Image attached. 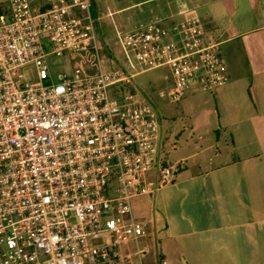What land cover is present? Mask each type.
<instances>
[{
    "label": "built area",
    "instance_id": "1",
    "mask_svg": "<svg viewBox=\"0 0 264 264\" xmlns=\"http://www.w3.org/2000/svg\"><path fill=\"white\" fill-rule=\"evenodd\" d=\"M89 0H7L0 7V264H129L147 225L132 200L173 174L156 159L161 124L138 91L120 86L167 68L169 103L196 84L228 81L219 43L195 18L115 31L105 54ZM90 53L95 71L54 61ZM108 62V67L104 65ZM32 80L26 81V75ZM132 244L134 251L123 249Z\"/></svg>",
    "mask_w": 264,
    "mask_h": 264
},
{
    "label": "crops",
    "instance_id": "2",
    "mask_svg": "<svg viewBox=\"0 0 264 264\" xmlns=\"http://www.w3.org/2000/svg\"><path fill=\"white\" fill-rule=\"evenodd\" d=\"M6 3L0 0V7ZM93 5L101 21L100 9L116 18L140 7L120 18L123 25L143 14L164 23L195 18L218 41L227 69L228 81L213 91L196 96L187 92L191 84L183 92L178 102L190 151L178 162V174L151 182L147 194L132 200L134 218L147 225L141 255L153 246L157 264H264V0ZM159 120L162 143L167 124Z\"/></svg>",
    "mask_w": 264,
    "mask_h": 264
},
{
    "label": "rangeland",
    "instance_id": "3",
    "mask_svg": "<svg viewBox=\"0 0 264 264\" xmlns=\"http://www.w3.org/2000/svg\"><path fill=\"white\" fill-rule=\"evenodd\" d=\"M106 3L110 4L112 7L121 6L125 2H133L137 0H105ZM150 5V4H149ZM142 8H146L145 6ZM140 10V7L136 9L129 10L125 13L111 16H106L103 13V10L100 9V14L102 15V21L101 17L96 14L93 15L94 18L100 17V25L103 28L104 37L106 40V44L110 51L113 54H118V49L116 48V41H115V31L118 30L120 32L126 31L128 29H131L132 27L142 24L147 21H153V18L149 16L148 14L139 15V18L136 20L131 21V25H123L120 18L130 17V13ZM126 15V16H125ZM148 19V20H147ZM116 25H115V24ZM54 61H56L61 69H68V63H70V67L72 69H79L85 73H92L95 71V63L92 55L90 53H84V54H75L70 55L68 62L66 58L59 57L56 58ZM108 62L104 65V67H108ZM32 74L26 75V81L32 80ZM170 73L167 70V68L162 67L159 69L149 70L146 72H143L141 74H138L130 79V83H128V87H133L138 92H143L145 94L146 99L154 105V108L156 109V112L159 116V118L162 120L163 125L167 124L166 126V132H165V138L162 140V143L160 145L159 151L157 153L156 159L160 162H164L167 165L171 164L172 169L174 172H177V164L182 160V158L189 153V147L188 145L192 146L193 142H191L188 139L186 128H187V119L184 118L181 114V106L182 103L176 102V103H168L164 99H160L157 97V91L163 87L165 82L170 80ZM145 90V92H144ZM187 92H191L192 94L196 96L202 95L201 90L198 89L197 86L191 85ZM149 98L151 100H149ZM189 102V101H187ZM174 118V121H171V118ZM170 122V125H169ZM183 133H180L182 129H184ZM213 133H210L209 139L212 141L214 138ZM214 141V140H213ZM182 163L186 164V166H191V161ZM157 172V163L154 164L152 169L147 172L145 177V182H152L156 183L158 181L156 177ZM143 241L142 239L139 240V246L142 247ZM123 249H128L130 252L134 251V246L132 244H129L128 246H124ZM157 252L156 249L153 246H150L148 248V251L144 253L143 255L139 257L133 256L131 259V262L129 264H157Z\"/></svg>",
    "mask_w": 264,
    "mask_h": 264
},
{
    "label": "trees",
    "instance_id": "4",
    "mask_svg": "<svg viewBox=\"0 0 264 264\" xmlns=\"http://www.w3.org/2000/svg\"><path fill=\"white\" fill-rule=\"evenodd\" d=\"M89 2L91 5V10H92L93 15H96L97 12H96L95 7L93 5V0H89ZM96 32H97L98 40H99L100 44L102 45V48H103L105 54L108 56H111L112 53L106 44V40H105L104 33H103V28L101 25H97ZM120 89L121 90H124V89L133 90L131 87H128V83H124L123 85H121Z\"/></svg>",
    "mask_w": 264,
    "mask_h": 264
}]
</instances>
